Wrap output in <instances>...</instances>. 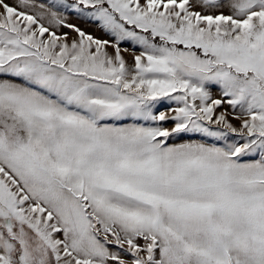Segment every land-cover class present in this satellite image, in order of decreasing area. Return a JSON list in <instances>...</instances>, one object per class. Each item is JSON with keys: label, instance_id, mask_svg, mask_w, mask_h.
<instances>
[{"label": "snow or ice", "instance_id": "obj_1", "mask_svg": "<svg viewBox=\"0 0 264 264\" xmlns=\"http://www.w3.org/2000/svg\"><path fill=\"white\" fill-rule=\"evenodd\" d=\"M0 264H264V0H0Z\"/></svg>", "mask_w": 264, "mask_h": 264}, {"label": "rangeland", "instance_id": "obj_2", "mask_svg": "<svg viewBox=\"0 0 264 264\" xmlns=\"http://www.w3.org/2000/svg\"><path fill=\"white\" fill-rule=\"evenodd\" d=\"M71 23H79L74 17L70 20ZM81 27H85V30L93 34L94 36L101 38V39H107L108 37L105 36L100 30H98L94 26H85L83 24H79ZM127 46V45H126Z\"/></svg>", "mask_w": 264, "mask_h": 264}]
</instances>
